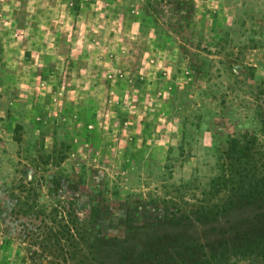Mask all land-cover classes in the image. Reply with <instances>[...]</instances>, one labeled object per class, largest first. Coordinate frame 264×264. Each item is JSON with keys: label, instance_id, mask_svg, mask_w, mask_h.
Returning <instances> with one entry per match:
<instances>
[{"label": "rangeland", "instance_id": "1", "mask_svg": "<svg viewBox=\"0 0 264 264\" xmlns=\"http://www.w3.org/2000/svg\"><path fill=\"white\" fill-rule=\"evenodd\" d=\"M233 140L264 149V0H0V264H250Z\"/></svg>", "mask_w": 264, "mask_h": 264}, {"label": "trees", "instance_id": "2", "mask_svg": "<svg viewBox=\"0 0 264 264\" xmlns=\"http://www.w3.org/2000/svg\"><path fill=\"white\" fill-rule=\"evenodd\" d=\"M233 154L237 155L234 159L237 166L241 165L238 169L233 164H228L229 169L222 170L224 174L222 177H217L212 180L214 186H218L215 193L220 192L221 188H225L227 184H233V188L240 194L238 202L247 200V205H251L252 201L257 202L258 198L264 197V176L259 177L258 180H245L247 174L256 175L259 171L264 169V149L255 148V143L243 142L240 140H233L231 142ZM229 160V159H228ZM243 161V163H242ZM250 170V171H249ZM245 173V175L243 173ZM234 184H237L235 186ZM213 194L216 195V194ZM233 203V201H230ZM230 203V204H231ZM261 244V243H260ZM242 255L248 259L250 264H264V243L261 246L256 247V243L248 242L246 247H241ZM214 258V257H212ZM198 264V263H195Z\"/></svg>", "mask_w": 264, "mask_h": 264}]
</instances>
